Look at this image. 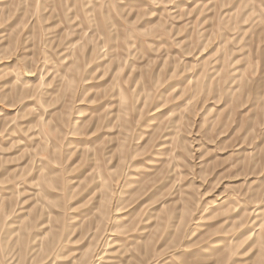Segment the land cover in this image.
I'll use <instances>...</instances> for the list:
<instances>
[{"label": "rangeland", "instance_id": "obj_1", "mask_svg": "<svg viewBox=\"0 0 264 264\" xmlns=\"http://www.w3.org/2000/svg\"><path fill=\"white\" fill-rule=\"evenodd\" d=\"M0 264H264V0H0Z\"/></svg>", "mask_w": 264, "mask_h": 264}, {"label": "bare ground", "instance_id": "obj_2", "mask_svg": "<svg viewBox=\"0 0 264 264\" xmlns=\"http://www.w3.org/2000/svg\"><path fill=\"white\" fill-rule=\"evenodd\" d=\"M1 114V113H0Z\"/></svg>", "mask_w": 264, "mask_h": 264}]
</instances>
